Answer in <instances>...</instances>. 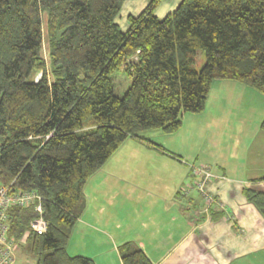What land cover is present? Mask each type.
Segmentation results:
<instances>
[{"label":"trees","instance_id":"16d2710c","mask_svg":"<svg viewBox=\"0 0 264 264\" xmlns=\"http://www.w3.org/2000/svg\"><path fill=\"white\" fill-rule=\"evenodd\" d=\"M124 1L0 0V186L43 197V234L29 226L34 206L8 211V236L34 264H95L67 246L84 184L127 138L163 149L140 133L177 131L184 113L205 109L215 80L264 95V0H181L163 18L151 0L123 31ZM117 70L131 80L123 96ZM243 192L264 217V192ZM119 253L123 264H154L131 241Z\"/></svg>","mask_w":264,"mask_h":264},{"label":"crops","instance_id":"0c3cea01","mask_svg":"<svg viewBox=\"0 0 264 264\" xmlns=\"http://www.w3.org/2000/svg\"><path fill=\"white\" fill-rule=\"evenodd\" d=\"M129 14L135 15L132 10ZM215 81L212 105L192 119L210 110L214 115L208 123L218 121L217 137H234L231 146L218 148L213 163L200 160V153L194 154L196 161L188 162L177 153L176 134L171 138L176 151L168 148L170 152L157 142L163 149L137 138L125 140L84 184L85 207L67 246L71 255L91 257L95 264H123L119 246L131 241L154 264H264V217L243 192L246 187L264 192V153H260L264 129L250 122L252 112H238L237 123L231 118L227 124L219 120L228 108L222 98L229 91L237 97L250 95L252 101L255 94L236 81ZM189 124L188 120L189 132H197L195 122ZM191 139L182 134L181 145ZM198 161L209 164L215 174L207 189L219 203L210 207L197 190L182 195V188L194 179L190 164ZM72 242L80 253L70 252Z\"/></svg>","mask_w":264,"mask_h":264},{"label":"rangeland","instance_id":"374dc122","mask_svg":"<svg viewBox=\"0 0 264 264\" xmlns=\"http://www.w3.org/2000/svg\"><path fill=\"white\" fill-rule=\"evenodd\" d=\"M150 1L151 0H125L122 6L121 12L119 16L117 17V23L119 24L120 28L123 31L127 29L129 25L127 17L130 13V10H132V13L136 15L138 12L140 13L148 5ZM161 2L157 7L158 9L156 8L157 9L156 14L158 15L159 18H163L170 9L176 7L178 3L180 2V0H163ZM42 57L44 58L46 62V68L49 74L50 58L48 55L46 36L44 37V42L42 46ZM204 62H205V54H204V51L200 49L197 51V54L195 56V69L200 70ZM112 79L114 83V93L118 96H123L125 91L128 89L130 85V82H131L130 78L127 75H125L122 70H117L112 74ZM237 83L242 85L243 88L245 89L248 88V90H250L251 92H254L255 95L252 96V98H254V101L251 100L250 95L245 94V95H241V97H237L238 93H236L235 91H229V93H227L229 96L222 98L223 101H225L223 103L224 104L223 106H226V104L228 103V108H227L228 111L222 110V114L219 118L221 124H227L229 121V118H231L230 119L231 122L237 123L238 121L237 113L238 112L239 113L252 112L253 116L250 122L253 124L256 121L257 123H259L260 129H263L261 128V123L264 118V95L257 92L254 89H250L251 87L249 88V86L243 83H239V82ZM214 88L215 86L213 87V89ZM210 96H211L210 98L208 96L207 101H206V106H207L206 110L210 108L213 101L215 100L214 93H212ZM245 99L246 101H244ZM249 102H251L252 105ZM202 112L184 113L185 114L184 115L185 119H183L185 120L184 127L181 130L179 128L177 130L178 132L177 131L165 132L161 129H148V130L141 132L140 134L142 135V137H146L152 142H157V143H160L162 146L167 147L166 150L169 152L171 149L174 150L175 146H174L173 141H171V138L174 136V134H176L177 145L180 149V152H177V153H180L186 159H188V162L196 161L194 160L195 158L194 154L200 153V157H199L200 160L204 158L209 163H213L214 157L216 156L219 157V154H220V152L217 149L221 148L223 150V147L224 149H227L228 147H230L234 137L228 138V139L223 137V140L221 137H217V130L214 128V126L215 124L218 123V121L208 123L210 120V117L214 115V114H210V110L208 111V113H205V116L196 117V119L193 121L192 117L198 116L202 114ZM213 117L218 118L219 115H216ZM188 120L191 123L189 124L190 126H193L195 122L197 132H194V133L189 132V127L187 128ZM211 120H213V118H211ZM182 134H185L186 138L188 136L189 138H192V139L181 145L180 139L182 137ZM129 138H132V137H129ZM258 140L261 141L260 135L258 136ZM261 142H262L261 144L263 145L262 146L263 151L260 153H264V141H261ZM229 151L230 153H233L231 149H229ZM206 156H208L209 158H205ZM197 163L203 164V163H200L199 161ZM206 165H208L212 169V167L209 164H206ZM71 247H72L70 249L71 253H80V251L77 252V250H75L73 242L71 243ZM24 250H25L24 245L22 247L17 246V251L20 256L19 258L18 257L16 258L13 264H34V261H35L34 257L31 255L24 254L23 252Z\"/></svg>","mask_w":264,"mask_h":264},{"label":"built area","instance_id":"2783aa9c","mask_svg":"<svg viewBox=\"0 0 264 264\" xmlns=\"http://www.w3.org/2000/svg\"><path fill=\"white\" fill-rule=\"evenodd\" d=\"M194 179L182 188V195L188 196L192 190H197L205 205L210 207L217 200L207 189L209 182L215 177L212 169L206 164H190ZM11 186H0V264H13L17 257V243L8 236V211L13 205L34 206V216L29 222L31 230L43 234L48 229L44 215L43 197L36 191H12ZM217 203H219L217 201Z\"/></svg>","mask_w":264,"mask_h":264}]
</instances>
